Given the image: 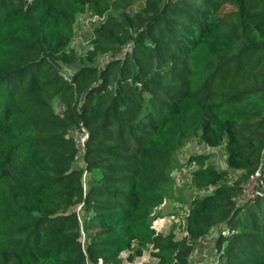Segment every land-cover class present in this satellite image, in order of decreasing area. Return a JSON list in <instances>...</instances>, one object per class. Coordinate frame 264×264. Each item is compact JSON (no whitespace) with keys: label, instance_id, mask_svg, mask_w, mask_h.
Returning a JSON list of instances; mask_svg holds the SVG:
<instances>
[{"label":"trees","instance_id":"16d2710c","mask_svg":"<svg viewBox=\"0 0 264 264\" xmlns=\"http://www.w3.org/2000/svg\"><path fill=\"white\" fill-rule=\"evenodd\" d=\"M80 14L104 15L81 55ZM192 136L224 143L226 168L189 155L209 192L174 240L150 215ZM213 227L211 264H264V0H0V264H121L148 245L189 264Z\"/></svg>","mask_w":264,"mask_h":264},{"label":"rangeland","instance_id":"374dc122","mask_svg":"<svg viewBox=\"0 0 264 264\" xmlns=\"http://www.w3.org/2000/svg\"><path fill=\"white\" fill-rule=\"evenodd\" d=\"M88 44L75 45L79 55L85 53V50L91 47V44L89 46ZM72 135H74V131ZM196 144L200 147H204V144L200 143L197 136H192L176 151L175 163L170 170L169 181L164 184V201L158 208L154 209L150 215V224L158 227L162 235H168L174 240L184 238V218L192 198L209 192V189L195 188L189 180V174L194 165L189 164L187 158L189 155L195 154ZM205 154L208 157L207 162L213 163L215 167L219 169L226 168L227 153L224 143L211 148ZM84 175L86 176L87 172L83 173V177ZM215 231L216 228L213 227L210 234L204 237V241L201 242L202 245L196 246L192 250L188 257L189 264H211L210 262L213 259L214 252L212 247L215 242V238H212V236ZM126 253L127 251H124L123 255H126ZM150 257L154 258L152 262H154L155 259L157 260V257L154 256L152 252L150 253Z\"/></svg>","mask_w":264,"mask_h":264},{"label":"built area","instance_id":"2783aa9c","mask_svg":"<svg viewBox=\"0 0 264 264\" xmlns=\"http://www.w3.org/2000/svg\"><path fill=\"white\" fill-rule=\"evenodd\" d=\"M104 20V15H99V14H80L76 18V22L74 25V32L75 34L73 35L71 42H70V47L75 48L76 44H88L90 45V40L91 38H94L93 35V29L97 25H99L102 21ZM90 35V36H89ZM74 140L77 149L79 152H82L85 148V142L88 137V130L83 126L80 125L78 129L74 131ZM204 144V143H203ZM198 147V149H197ZM211 149L210 146L207 144H204V147H200L198 144L195 146V154H204L207 153ZM198 150V151H196ZM193 165V164H192ZM190 176V174H189ZM258 177V172L256 171L253 175H250L248 179L244 182L243 188H242V197L239 198V200H242V198H248L251 197L253 194V190L255 187L259 186V182L257 181ZM151 227L155 230L156 233L159 232L158 227L151 225ZM154 251L151 245H148L146 249L142 251V253L137 257H135L132 261L127 260V255H123L121 253V258H122V263L121 264H154L157 260L154 258L150 257V253ZM153 253V252H152ZM100 264V260L98 261Z\"/></svg>","mask_w":264,"mask_h":264}]
</instances>
